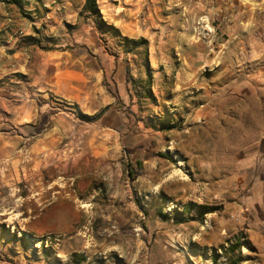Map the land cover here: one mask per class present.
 Segmentation results:
<instances>
[{
  "label": "rangeland",
  "instance_id": "rangeland-1",
  "mask_svg": "<svg viewBox=\"0 0 264 264\" xmlns=\"http://www.w3.org/2000/svg\"><path fill=\"white\" fill-rule=\"evenodd\" d=\"M85 1L0 0L4 31L106 69L112 98L63 103L61 134L35 150L1 111L0 264H256V179L239 162L256 155L264 62L238 59L234 15L222 0H97L101 15Z\"/></svg>",
  "mask_w": 264,
  "mask_h": 264
},
{
  "label": "crops",
  "instance_id": "crops-1",
  "mask_svg": "<svg viewBox=\"0 0 264 264\" xmlns=\"http://www.w3.org/2000/svg\"><path fill=\"white\" fill-rule=\"evenodd\" d=\"M222 1L224 3L219 5L220 13L229 10L235 17L234 26L237 31L234 39L242 53V58L238 54V59L248 57L250 61L264 62V0ZM18 29L16 32H9L0 27V115L4 110L8 123L25 124L26 132L30 131L28 138L35 142L31 145L32 150L42 142H45V148H48V143L54 142L61 134L63 117L60 116V111L63 103L90 102L96 111L97 107L104 108L111 103V88H106L102 83L106 69L101 67L103 74L99 77L96 68L81 65L83 62L80 56L76 57L72 51L58 48L57 43L54 48L45 49L35 38L34 32L24 27ZM1 37L9 38L3 40L7 41L6 44L1 43ZM256 68L259 67L256 65ZM19 74L21 79L17 77ZM255 128L260 133L255 142L256 155L250 156L247 161L240 160L239 170L245 172L243 168L248 165L249 176L256 179L251 187L253 197L248 205V210L253 216L250 218L251 229L248 231V238L255 247L253 261L256 264H264V121L260 125L256 124ZM43 150L37 151L42 153ZM242 176L244 177L245 173H242ZM225 212L224 215L229 212L242 215L245 214V209L242 202L238 201V204L228 207ZM219 218L221 219L217 225L215 223L213 226L217 239L220 229L225 228V224H220V220L229 221L224 219L228 218L227 215ZM231 225L226 224V227ZM240 225H233L229 231ZM223 237H220V240ZM212 239L211 243L214 241V235Z\"/></svg>",
  "mask_w": 264,
  "mask_h": 264
},
{
  "label": "trees",
  "instance_id": "trees-1",
  "mask_svg": "<svg viewBox=\"0 0 264 264\" xmlns=\"http://www.w3.org/2000/svg\"><path fill=\"white\" fill-rule=\"evenodd\" d=\"M11 1H16V0H11ZM84 8H85V10H88L93 14L101 15L97 0H86L85 4H84ZM102 23H104V22H102Z\"/></svg>",
  "mask_w": 264,
  "mask_h": 264
},
{
  "label": "bare ground",
  "instance_id": "bare-ground-1",
  "mask_svg": "<svg viewBox=\"0 0 264 264\" xmlns=\"http://www.w3.org/2000/svg\"><path fill=\"white\" fill-rule=\"evenodd\" d=\"M14 159V158H13ZM10 160V159H9ZM19 161H21V160H19ZM19 161H16V163L17 162H19ZM11 163V162H10ZM13 164V163H12ZM213 164V163H212ZM214 165V164H213ZM216 167V166H215ZM219 186V185H218ZM219 221V220H218ZM221 222H220V224H222V225H224V226H226V224H228V225H231V222L230 221H226V220H220ZM219 226V225H218ZM225 230V229H224ZM226 232V231H225ZM202 240V239H201Z\"/></svg>",
  "mask_w": 264,
  "mask_h": 264
}]
</instances>
